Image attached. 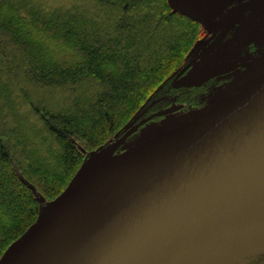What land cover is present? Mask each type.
Segmentation results:
<instances>
[{"label": "water", "instance_id": "water-1", "mask_svg": "<svg viewBox=\"0 0 264 264\" xmlns=\"http://www.w3.org/2000/svg\"><path fill=\"white\" fill-rule=\"evenodd\" d=\"M167 2L216 33L201 59L264 5L247 0L219 22L218 3ZM232 92L126 150L115 152L131 130L116 138L40 208L0 264H208L264 243V69Z\"/></svg>", "mask_w": 264, "mask_h": 264}, {"label": "trees", "instance_id": "trees-1", "mask_svg": "<svg viewBox=\"0 0 264 264\" xmlns=\"http://www.w3.org/2000/svg\"><path fill=\"white\" fill-rule=\"evenodd\" d=\"M208 35L167 0H0V258L89 152L163 109Z\"/></svg>", "mask_w": 264, "mask_h": 264}, {"label": "rangeland", "instance_id": "rangeland-1", "mask_svg": "<svg viewBox=\"0 0 264 264\" xmlns=\"http://www.w3.org/2000/svg\"><path fill=\"white\" fill-rule=\"evenodd\" d=\"M203 1L207 3L209 6L215 3H218L220 10H219V15L217 17V20L219 22L224 21L225 19L228 18V12H227L228 10L230 9H231L230 11L234 10L236 7H238L243 2V0H203ZM259 34H264L263 29H257V28L252 27L250 35L249 36L247 35L245 40L247 41L254 40L256 42H259L261 38ZM210 35H212V33H209L208 36ZM206 38L200 39L196 43L192 57L193 56L196 57L195 54L206 45V42L209 41V38L208 37ZM238 54L239 53L237 51H233L231 55L235 57ZM223 55L224 57H228V52H223ZM207 58H208V55L205 58H202V60L209 61V59ZM208 68L209 66L206 63V68L204 69H208ZM212 71L216 72L217 70H212ZM259 71L261 70L246 69L242 72L243 78L238 80L236 83H233L232 85L227 86L229 82L228 80L224 81L222 84L220 83L218 85H213L209 95H207L206 102L201 103L202 105L198 104V106H194L192 108L179 107L177 111L175 110L174 112H171V114L163 115L159 119L148 120L147 122L140 125L141 127L139 128L135 125L137 128L130 129L131 132L128 134L127 138H125L126 140L124 141L122 147H120L115 152L126 150L128 147L132 145L138 144L146 139H149L150 137L154 136L155 134L161 131L167 130L171 127L176 126L177 124H180L186 121L187 119L196 115V113H198L199 111L206 109L207 107H210L211 105L220 101L223 97L228 96L232 91L238 88L240 84H243L248 78H251L252 76L257 74ZM202 73H208V70H198V69L192 68L186 74H184L182 78H179L174 84L173 90L168 93V96L160 100V101H163L161 104V107H163L162 110H164V108L166 109L171 106H175L176 104H180L182 99L187 95V93L185 92L188 89L187 87L197 88L198 86H201V85L203 86L207 78L205 77L206 75L202 76L201 75ZM29 79H30L29 81H33V78L31 76L29 77ZM31 85H34V84L31 83ZM177 88L179 90H177ZM38 91L39 93L43 92L45 93V95L51 96L53 98L59 97L62 94L61 91H54V90H50V91L48 90L44 92L43 90L38 89ZM232 94H235V92H232ZM6 120H7L8 125L13 123V120L10 118H6ZM105 147H107V145L101 146L97 148L96 150L89 152V154L86 156L84 160V164L81 165L82 166L81 168H83L88 163L90 164L91 161L96 159L101 154V152L105 149ZM62 192L63 191L58 193L55 197L48 200L46 203L54 200ZM46 203H43V206L46 205ZM208 264H264V243L257 244L256 246L248 248L234 255H229V257L228 256L221 257L218 260L212 261Z\"/></svg>", "mask_w": 264, "mask_h": 264}, {"label": "flooded vegetation", "instance_id": "flooded-vegetation-1", "mask_svg": "<svg viewBox=\"0 0 264 264\" xmlns=\"http://www.w3.org/2000/svg\"><path fill=\"white\" fill-rule=\"evenodd\" d=\"M246 1L247 0H243V2ZM233 11L234 10H232V12H230V10L227 11L229 17L234 13ZM252 27L263 29L264 32V5L258 4L251 10H248L245 13L243 12L239 21L228 30L224 39L215 48V50L208 55L207 59H209V61L202 60L198 57L203 49H205L214 39L216 33L208 36L209 41L206 42V45L195 54L197 58L195 62H193V64L179 77L182 78V76L192 68L198 70H208V73L201 74L202 76L206 75V82L203 86L201 85L197 88L187 87L188 89L185 91L187 95L182 99L180 104H176V106H178L177 110L179 107L192 108L194 106H198V104L202 105L201 103L206 102L207 95H209L213 85L222 84L227 80L229 81L227 86L232 85L243 78L242 72L246 69H264V34H259V36H261L259 42L254 40H245L246 36L250 35ZM233 51H237L239 54L233 57L231 55ZM223 52H228V57H224ZM193 58L195 57L193 56L191 59ZM206 63L209 66L208 69H204L206 68ZM212 70L217 71L213 72ZM177 90L179 89L177 88ZM156 113L157 112H155V114ZM162 116V114H156L153 119H159Z\"/></svg>", "mask_w": 264, "mask_h": 264}]
</instances>
